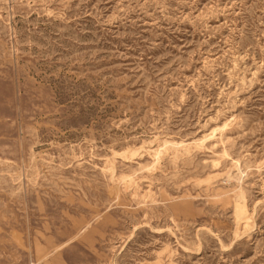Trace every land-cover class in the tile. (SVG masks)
Wrapping results in <instances>:
<instances>
[{
    "label": "rangeland",
    "instance_id": "1",
    "mask_svg": "<svg viewBox=\"0 0 264 264\" xmlns=\"http://www.w3.org/2000/svg\"><path fill=\"white\" fill-rule=\"evenodd\" d=\"M0 264H264V0H0Z\"/></svg>",
    "mask_w": 264,
    "mask_h": 264
}]
</instances>
